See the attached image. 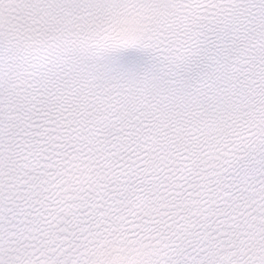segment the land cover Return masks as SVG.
<instances>
[{
	"label": "snow or ice",
	"instance_id": "snow-or-ice-1",
	"mask_svg": "<svg viewBox=\"0 0 264 264\" xmlns=\"http://www.w3.org/2000/svg\"><path fill=\"white\" fill-rule=\"evenodd\" d=\"M0 264H264V0H0Z\"/></svg>",
	"mask_w": 264,
	"mask_h": 264
}]
</instances>
